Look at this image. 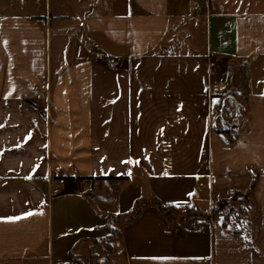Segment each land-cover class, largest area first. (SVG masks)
<instances>
[{
    "label": "crops",
    "instance_id": "1",
    "mask_svg": "<svg viewBox=\"0 0 264 264\" xmlns=\"http://www.w3.org/2000/svg\"><path fill=\"white\" fill-rule=\"evenodd\" d=\"M86 3L82 22L57 15L56 29L20 8L0 12V264H84L110 236L93 192L120 188L110 214L126 217L147 196L210 218L181 228L148 207L108 264H264V0ZM64 21L81 33H60ZM64 35L68 62L53 58ZM230 61L237 73L222 68ZM215 76L238 89L235 104L212 94ZM256 167L242 234L212 210L248 191ZM47 177L68 184L50 201ZM99 177L132 182L88 179Z\"/></svg>",
    "mask_w": 264,
    "mask_h": 264
},
{
    "label": "trees",
    "instance_id": "2",
    "mask_svg": "<svg viewBox=\"0 0 264 264\" xmlns=\"http://www.w3.org/2000/svg\"><path fill=\"white\" fill-rule=\"evenodd\" d=\"M219 133H226L220 132ZM261 167L250 168V172L252 171L253 175V184L248 191H234L232 194L225 200H222L217 203V206L212 210V215L215 213H219L220 211L227 208L229 205L233 203H245L248 207V210H254L255 208L251 195L255 190L258 180L261 176V173L256 170ZM93 184L95 182H115L118 183L119 186H125L130 184L132 181L129 177H99V178H88ZM121 191V188L117 194L107 195L106 197L94 196L95 200L101 204L102 210L103 207L106 208L114 205L116 203L117 197ZM148 207H154L157 209L159 214L170 224V225H178L179 227H183L191 218L201 217L209 220L210 215H204L199 210L195 208H182L174 205L163 206L161 202L154 198L142 199L138 200L134 206V209L131 214L124 217L122 215H113L108 213V211H103V221L104 226L102 227L110 234L109 237L100 240L99 242L93 241V245L90 248L89 254L87 257L81 259L84 264H108L112 253L114 252V245L120 243L123 239V227L127 224L134 222L143 212L144 209ZM224 226H228L227 222H223ZM250 223V222H249ZM251 225V223H250ZM76 249H73L70 252V256L77 259L78 255L76 254ZM99 250H102V253H99ZM100 255H103V260H100Z\"/></svg>",
    "mask_w": 264,
    "mask_h": 264
},
{
    "label": "rangeland",
    "instance_id": "3",
    "mask_svg": "<svg viewBox=\"0 0 264 264\" xmlns=\"http://www.w3.org/2000/svg\"><path fill=\"white\" fill-rule=\"evenodd\" d=\"M86 2L87 0H0V12H3L5 9L8 8L11 10H17L20 8L25 10L24 12H26L25 14H22V16L30 17V19H33V17L35 18L38 16L46 17L45 20L44 18H39L38 21L46 23L49 22L51 23V27L53 26V28L56 29L58 27L57 20L60 19L57 15H60L62 17H68L69 20L72 19V22H74V24L76 25L79 22H82L84 17L80 14H83V12H85V7H88L86 6ZM29 11L30 14L28 13ZM62 24H64V26L61 27L63 29L59 31L60 33L68 35L81 33V31L71 30L75 27H66L70 26V23L68 22L64 21L62 22ZM67 45H69V43L66 40V35H64L63 40L61 41V45H59L58 36L53 38L54 60H58L61 55L60 60L65 59V61L68 62V59L71 55V50L70 48L66 47ZM226 66L228 68L226 70L230 74L237 73L241 68L239 62L237 63L234 61L232 64L226 63ZM236 90L238 92V89H234L232 84H230L228 86V90L221 95V97L224 96L223 102L226 104V106L230 103L235 104L233 98H237V96L234 94L236 93ZM244 96L245 95H242V97ZM238 101H240L241 103H246L244 99H239ZM256 171L262 173L263 169L259 168ZM140 181H143V178L140 177ZM93 195H98L101 197L107 196L105 194H101L99 191H94ZM143 199H148V197L146 196ZM216 206L217 204L215 205V207ZM247 207L248 206L245 203H233L224 210L220 211L219 213H215L214 216L212 215V217L219 222L222 221V224H224V221L227 222L229 225L232 226L233 230H239L243 234L248 230L249 226V214L247 212ZM252 209L254 208L252 207ZM99 253H102V250H99Z\"/></svg>",
    "mask_w": 264,
    "mask_h": 264
},
{
    "label": "built area",
    "instance_id": "4",
    "mask_svg": "<svg viewBox=\"0 0 264 264\" xmlns=\"http://www.w3.org/2000/svg\"><path fill=\"white\" fill-rule=\"evenodd\" d=\"M109 63L112 66H114L116 64V61L111 59L109 61ZM232 63L233 62L230 61V64H232ZM215 66H216L215 62H212L211 63V68L214 69ZM222 68L223 69H228L226 64H223ZM215 78H216V81L211 86V92H212L213 95H222L224 92H226L228 90V83H227L226 79L222 78L221 76H220V78L215 76ZM229 134H230V140L232 142L237 140V138H238L237 130L232 129ZM42 182L47 187V198H48V201H50V200L54 199L55 197L63 194L65 192V190H66V187H67V181L65 179H56V178H53V177H47Z\"/></svg>",
    "mask_w": 264,
    "mask_h": 264
},
{
    "label": "snow or ice",
    "instance_id": "5",
    "mask_svg": "<svg viewBox=\"0 0 264 264\" xmlns=\"http://www.w3.org/2000/svg\"><path fill=\"white\" fill-rule=\"evenodd\" d=\"M212 103L215 105V104H217L218 103V101L217 100H213L212 101ZM161 132H163V130H161ZM132 161H125V163H131ZM136 163H138V161H136ZM131 173H129V175H130ZM29 179L31 178V177H28ZM177 207H179L180 205L179 204H177L176 205ZM26 216H31V215H33V213L32 212H28V213H26L25 214ZM22 217H12V218H9V219H11V220H18V219H21ZM221 219H223V218H221Z\"/></svg>",
    "mask_w": 264,
    "mask_h": 264
}]
</instances>
